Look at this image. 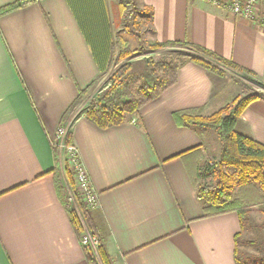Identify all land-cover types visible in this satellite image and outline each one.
Returning a JSON list of instances; mask_svg holds the SVG:
<instances>
[{"label": "crops", "instance_id": "0c3cea01", "mask_svg": "<svg viewBox=\"0 0 264 264\" xmlns=\"http://www.w3.org/2000/svg\"><path fill=\"white\" fill-rule=\"evenodd\" d=\"M16 1L0 0V10ZM120 2L32 0L0 15V264H89L56 189L53 141L80 91L106 74L98 59L111 67ZM135 3L155 41H188L264 78L259 23L205 0ZM231 86L186 60L176 81L122 124L101 128L69 114L68 133L99 199L94 220L117 264H239L238 213L206 216L197 193L210 129L177 116L220 109ZM235 129L264 145V98Z\"/></svg>", "mask_w": 264, "mask_h": 264}, {"label": "rangeland", "instance_id": "374dc122", "mask_svg": "<svg viewBox=\"0 0 264 264\" xmlns=\"http://www.w3.org/2000/svg\"><path fill=\"white\" fill-rule=\"evenodd\" d=\"M119 1L124 6V21L120 32H118L115 58L109 70L105 71L106 74L102 77L100 83L89 90L76 107V111H79L78 115L85 114L96 96L109 88L115 78H121L126 75L120 76L124 65L130 66L127 69L128 74L135 75L131 82V87L136 97L138 90L144 85L145 81H153L152 66L163 64L161 68L156 67L155 71L158 73L160 80H169L170 73L167 68L170 69V66L180 64L184 60L189 59L190 56L198 54L195 49L189 46L161 47L155 44L156 41L152 38L147 13L143 9L136 7L135 0ZM120 41L122 44L119 43ZM122 50H124V54L120 56ZM202 56L206 57L205 55ZM219 66L223 68L225 77L232 84V89L229 92L227 101L220 109L208 115L200 113L199 118L210 119L209 122L212 123L214 116L220 114L223 117L231 113L243 98L252 94L264 96V78L255 77L246 71L236 70L228 65L221 64ZM206 128L210 129V131H208L205 143V157L201 165L203 170L199 179V187L213 188L217 186L218 164L221 161V150L224 143L215 128ZM55 151L58 163L54 169V178L63 187V197L67 209L69 211L74 210L79 214L82 228L77 236L81 240L82 234L86 230H90L82 212L86 211L94 220V211L88 208L84 200V194L77 183L68 154L65 151H59L57 147ZM209 166L210 168L207 170ZM262 195L263 190L259 183L255 181H251L244 186H235L231 191L230 198H238L244 205V214L241 222L242 230L239 234L237 245L239 249V264H264V198ZM106 248L113 264H117V260L110 251L108 244H106ZM96 256L98 263L104 264L99 252Z\"/></svg>", "mask_w": 264, "mask_h": 264}, {"label": "trees", "instance_id": "16d2710c", "mask_svg": "<svg viewBox=\"0 0 264 264\" xmlns=\"http://www.w3.org/2000/svg\"><path fill=\"white\" fill-rule=\"evenodd\" d=\"M31 1L32 0H19L9 4L0 10V15L22 8L28 5ZM155 44L160 45L161 47L189 46L190 48L195 49L198 54L190 56L187 60L194 61L202 65L204 68L221 76H225L223 68L219 66L221 64L228 65L236 70L252 73L251 71L246 70L239 65L188 41L168 43L156 41ZM123 54L124 50L120 52V56ZM202 55H205L208 58ZM185 61L186 60L183 62ZM98 63L100 64L102 72H105L108 60L99 61L98 59ZM182 63L170 66V69L167 68L170 73V77L169 80L164 81L158 78V73L155 71L156 67L161 68L163 64L152 66L153 69H151V72L154 73L155 79L153 78V81L149 82L145 81L144 85L138 90L136 97L134 96L131 87V82L135 75L128 74L127 69L130 66L127 64L124 65L120 76L123 74L126 75L121 78H115L113 84L109 88L96 96L91 107L85 112L86 117L99 127L108 128L110 126L126 122L133 115H139L144 104L157 98L163 90L171 86L176 81L177 72ZM88 91L89 90L80 91L78 98L68 109L64 121H68L67 118L69 114L76 110V107ZM259 98H264V96L252 94L243 98L231 113L224 115L223 117L220 114L214 116L212 118V120H214L213 123L209 122L210 119L199 118L200 113L191 112L177 115L181 122L191 126L215 128L224 143L221 150V161L218 164L219 170L217 186L213 188L203 186L201 188L199 187L197 191L199 199L202 200L204 204L206 216L236 211L242 222L244 205L240 200H238V198H230L231 191L235 186H244L251 181L259 183L263 190L262 196L264 198V145L249 136L237 132L235 129L243 110L251 102ZM66 143L68 145L72 144L71 133H68ZM209 168L210 166L207 167V170ZM211 168L214 169L213 167ZM202 170L203 167H200V177ZM55 184L58 194L65 204L63 187L57 181H55ZM68 213L72 226L74 227L76 234L79 235L82 228V222L79 214L74 210H68ZM82 214L90 229L89 232L98 239L97 252H95L91 247L83 246L86 260L89 264H99L96 256L99 252L104 264H113L112 259L107 253V239L101 234L93 218L86 211H83ZM239 234L240 233L236 235L237 245ZM235 253L236 259L239 263V249L237 247Z\"/></svg>", "mask_w": 264, "mask_h": 264}, {"label": "built area", "instance_id": "2783aa9c", "mask_svg": "<svg viewBox=\"0 0 264 264\" xmlns=\"http://www.w3.org/2000/svg\"><path fill=\"white\" fill-rule=\"evenodd\" d=\"M210 3L222 6L233 15L245 18L259 23L264 30V0H205ZM263 12V13H261ZM135 121V120H134ZM70 123H63L57 131L53 145L59 151H65L68 154L72 169L75 172L77 183L83 192L84 200L90 209H96L99 206L98 195L91 185L89 175L81 162L78 151L73 144L66 143ZM83 246L91 247L97 252L98 240L88 230L81 236Z\"/></svg>", "mask_w": 264, "mask_h": 264}]
</instances>
